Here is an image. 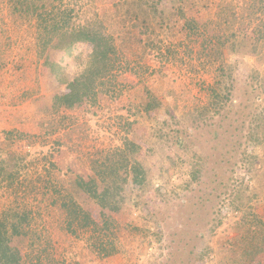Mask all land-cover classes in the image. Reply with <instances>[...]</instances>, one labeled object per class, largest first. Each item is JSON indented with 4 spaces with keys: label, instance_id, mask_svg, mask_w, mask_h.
Returning a JSON list of instances; mask_svg holds the SVG:
<instances>
[{
    "label": "rangeland",
    "instance_id": "374dc122",
    "mask_svg": "<svg viewBox=\"0 0 264 264\" xmlns=\"http://www.w3.org/2000/svg\"><path fill=\"white\" fill-rule=\"evenodd\" d=\"M140 1L148 8L165 4ZM206 1L193 0L176 15L167 13L172 19L169 29H131L136 40L125 42V0H57L56 7L73 8L77 22L103 24L102 46L111 47L119 57L111 83L100 89L93 82L88 89L94 94L66 108L57 96L82 73L91 44H70L62 37L43 50L34 21L12 16L7 0H0V153L16 161L17 176L28 183L21 192L33 212L29 225L11 241L23 264H240L250 253V244L236 228L248 211L256 213L264 226L263 191L258 190L256 197L249 192L255 171L264 169V153L256 158L250 147L244 150L245 131L235 128L240 122H232L233 137L227 143L223 136L216 142L203 138L209 137V124L218 123L220 116L186 124L193 131L185 141L189 150L171 140L174 120L205 104L211 94L212 74L206 65L201 67L196 51L203 38L212 41L221 32L213 23L217 4L250 2ZM253 5L256 17L247 29L262 33L264 0ZM225 60L229 61L228 55ZM253 61L247 57L245 64ZM248 74L242 67L239 85L244 86ZM145 86L155 100L149 110L139 106ZM129 107L136 113L129 114ZM170 114L177 118L170 120ZM158 128L161 134H155ZM125 143L160 179L154 182L155 193L151 188L140 192L129 169L122 175L125 205L117 211L109 208L106 196L97 201L73 191L90 219L109 218L117 231L120 249L99 254L89 245L88 233L66 230L51 186L63 191L71 189L69 181L76 177L89 180L90 160L101 150ZM194 168L199 170L196 179L190 174ZM31 185L34 188L28 192ZM239 189L247 192L238 194ZM11 208L10 188L0 182V213ZM215 221L219 223L213 228ZM256 259L264 264V254Z\"/></svg>",
    "mask_w": 264,
    "mask_h": 264
},
{
    "label": "trees",
    "instance_id": "16d2710c",
    "mask_svg": "<svg viewBox=\"0 0 264 264\" xmlns=\"http://www.w3.org/2000/svg\"><path fill=\"white\" fill-rule=\"evenodd\" d=\"M210 1H206L205 4ZM249 1V3L248 1L245 3V6L218 3L213 23L219 27L221 32L215 33L216 37L212 41L203 38L199 42L196 55L199 61L201 60V67L206 65L212 74L211 94L205 104L182 112L181 118L177 120H174L177 118L175 115L170 114V120L173 119L176 126L171 129L173 132L171 140L181 149H190L185 141L191 137L193 131L189 130V126H186L187 123L208 118L206 116L209 118L220 116L218 123L209 124V130H207L209 137L205 135L203 138L206 140L209 138V142H216L223 136L224 142L227 143L233 137V132L229 129L232 122H240V127L235 128L236 130L241 128L242 133L245 131L244 150L250 147L251 155L256 158L264 153V32L255 33L254 30L247 29L257 12L253 5L257 0ZM55 2L57 0H7L12 16L34 21L38 40L41 42L40 46L43 50L53 41L62 37L68 39L70 44L76 42L91 44L92 51L87 55L82 73L67 82L66 93L57 96L62 100L63 106L73 108L84 102L90 93L94 94L88 89V86L93 82H96L100 89L111 83V73L116 68L119 57L113 54L111 47L103 48L102 46L105 40L103 24L89 20H85L83 23L77 22L72 7H56ZM163 2L165 4L159 8H148L140 0H125V42L133 37L131 29L139 30L148 27L154 28V26L162 29L171 28L172 19L167 18V13L176 15L178 10H185V7L191 6L193 0H163ZM168 7L170 9L166 11ZM234 7L238 8L240 13H237ZM130 26L132 27L130 28ZM139 38L137 41L140 42ZM134 40L136 39L134 38ZM195 41L197 42V40ZM226 55L229 56V61L225 60ZM247 57H253L254 61L246 65ZM242 67H247L249 73L244 86L242 83L238 84V75ZM101 84L103 86H100ZM150 91L145 86L144 96L141 95L142 100L139 101V106H143L145 110L154 106L155 100ZM129 108L127 109L129 114L136 113L131 111V107ZM224 126H226L224 132L221 133L220 129ZM154 132H156L155 134L160 133L161 128L155 129ZM204 142L206 143L205 140ZM210 147L215 148L216 144ZM15 163L14 160L1 157L0 153V182L7 184L12 198L10 212L0 213V264H23L20 251L12 245L11 241L14 236L21 235L25 226L29 225L33 214L25 200V193L21 192L22 186H26L28 183H24V179L17 176ZM90 169L92 174L89 175V180L83 181L76 177L69 181L71 189L64 187L62 191L60 187L53 184L51 186L52 195L64 215L63 222L67 231L76 233L80 230L88 233L89 245L95 252L113 254L120 249V246H117V231L109 225L110 219L106 218L102 222L90 219L87 212L78 203L73 191L88 193L97 201L106 196L110 200L109 208L117 211L125 205L126 180L122 179L125 172L129 169L134 172L133 182H137V190L140 192L151 188L155 193L156 189L153 185L160 178L156 177L154 173H149V167L135 157L134 150L128 143H125L123 147H112L99 151L90 160ZM198 172L199 170L194 168L193 171H190L191 177L196 179ZM254 175L257 178L254 177L249 192H252L256 197L258 190L260 193L263 191L262 199L264 201V169L262 172L257 169ZM38 179H42V177ZM45 180L47 179L44 178L43 181ZM188 184L186 182V186ZM33 188L34 185H31L28 192ZM238 192V194H245L247 190L239 189ZM237 198L241 199V196L237 195ZM218 223L219 221H215L212 225L213 228ZM239 226L236 229L242 232V238L252 248L250 253L239 263L257 264L256 258L264 254V226L261 218L256 213L248 211Z\"/></svg>",
    "mask_w": 264,
    "mask_h": 264
}]
</instances>
